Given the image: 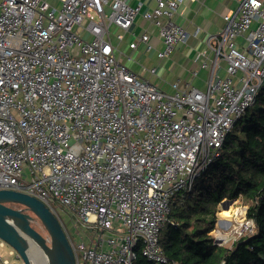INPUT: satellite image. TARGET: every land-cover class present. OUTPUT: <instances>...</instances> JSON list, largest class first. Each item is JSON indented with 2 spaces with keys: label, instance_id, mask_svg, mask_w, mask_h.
I'll list each match as a JSON object with an SVG mask.
<instances>
[{
  "label": "built area",
  "instance_id": "1",
  "mask_svg": "<svg viewBox=\"0 0 264 264\" xmlns=\"http://www.w3.org/2000/svg\"><path fill=\"white\" fill-rule=\"evenodd\" d=\"M183 1L155 0L142 10L127 0H0V189L41 200L75 264H131L137 247L165 263L159 230L171 197L192 189L256 102L264 0H234L222 28L207 34L191 70L192 77L207 71L204 88L177 79L167 91L121 62L118 43L137 17L156 30L159 60L186 44L188 31L174 19ZM132 35L130 50L152 49L150 33ZM141 68L157 76L156 67ZM56 202L92 230L87 241L65 228ZM236 209L238 225L224 237L232 242L255 230L246 205ZM0 264L9 262L0 255Z\"/></svg>",
  "mask_w": 264,
  "mask_h": 264
},
{
  "label": "trees",
  "instance_id": "2",
  "mask_svg": "<svg viewBox=\"0 0 264 264\" xmlns=\"http://www.w3.org/2000/svg\"><path fill=\"white\" fill-rule=\"evenodd\" d=\"M224 199L241 200L255 225L231 245L215 243L211 233ZM159 243L167 258L163 264H264V82L192 189L171 197ZM131 264L156 263L137 247Z\"/></svg>",
  "mask_w": 264,
  "mask_h": 264
},
{
  "label": "crops",
  "instance_id": "3",
  "mask_svg": "<svg viewBox=\"0 0 264 264\" xmlns=\"http://www.w3.org/2000/svg\"><path fill=\"white\" fill-rule=\"evenodd\" d=\"M130 4H140L141 9H150L155 5V0H127ZM236 8L234 0H184L174 15L175 21L182 25L189 34L186 44L178 47L173 53L164 59L156 57V51L162 48V44L157 37L156 30L152 25L141 17H137L135 22L130 27V31L126 32L122 41L118 43L120 50L123 52L120 58H127L133 52H143L145 45L138 44V48L132 51L128 48L127 42L133 39L132 32L135 35L143 31L150 33V44L152 49L145 52V55L150 53L152 56L149 59V64H154L159 61L156 67V74L162 76L158 79L151 76L146 70H136L144 78L152 80L158 87L169 91L168 82L177 79L189 80L192 84L199 88H204V78L207 76L205 69H200L198 75L191 76V70L199 67V59H196L197 50H206L205 39L207 34L218 32L223 26V14L232 11ZM208 57H211V52L208 50ZM128 59V58H127ZM129 60V59H128ZM224 75V72H221ZM169 80V81H166Z\"/></svg>",
  "mask_w": 264,
  "mask_h": 264
},
{
  "label": "water",
  "instance_id": "4",
  "mask_svg": "<svg viewBox=\"0 0 264 264\" xmlns=\"http://www.w3.org/2000/svg\"><path fill=\"white\" fill-rule=\"evenodd\" d=\"M224 199L220 205L230 203ZM39 221L46 233L37 226ZM28 234L43 248L47 264H75L74 255L56 215L38 198L13 189H0V239L11 246L23 264H32Z\"/></svg>",
  "mask_w": 264,
  "mask_h": 264
},
{
  "label": "rangeland",
  "instance_id": "5",
  "mask_svg": "<svg viewBox=\"0 0 264 264\" xmlns=\"http://www.w3.org/2000/svg\"><path fill=\"white\" fill-rule=\"evenodd\" d=\"M238 39H240V38H238ZM114 41H116V40H114ZM151 57L152 56L150 55V53L145 55V53L143 54V52H141V53L133 52L132 58L134 61L128 60L125 57H122V59L120 58V60L122 63H125L131 70L136 72V70H141V65L146 66L148 68L157 67L159 64V61L158 62L155 61V63L151 64V65L149 64V59ZM157 76H158V79L160 77H162V76H159V74H157ZM154 78H157V77L154 76ZM166 81H169V80H166ZM226 205L227 206L219 205V208H218L216 215H217V219L230 220V222H231L230 225L227 228H225V226L222 224V222L226 223V224H227V222H224V221H222L220 223L217 222L216 228L211 233L213 234L214 237L215 236L219 237L218 240L222 239V241H221L222 243H225L227 245H231L232 244V238L231 239L230 238L224 239V237L228 238L230 236L231 229L232 228L235 229L237 227L239 220L237 219L234 212L237 210L236 208L238 206H243L245 204H243V202L241 200L235 199ZM53 208L55 209L57 215L60 217L65 228L71 233V235L73 236L74 239H84L87 241L88 238L90 237V235H92V230L88 227L84 228V226L81 224L80 219L77 217V215L74 213V211H71L66 206L61 205L58 202L54 203ZM224 211H228V213L224 214L225 213ZM36 223H37V226L39 228H41L46 233V230L44 229L43 225L39 221H37ZM34 252H36L40 256L43 255L39 249L36 250V248H34L32 250V253H33L32 255H34ZM0 255L2 258H6L9 262V264H23L20 257L17 256L16 252L7 243H5L3 246H0ZM43 258H44V256H43ZM44 261H45V258H44Z\"/></svg>",
  "mask_w": 264,
  "mask_h": 264
},
{
  "label": "bare ground",
  "instance_id": "6",
  "mask_svg": "<svg viewBox=\"0 0 264 264\" xmlns=\"http://www.w3.org/2000/svg\"><path fill=\"white\" fill-rule=\"evenodd\" d=\"M224 214H227L228 211H224ZM22 235L24 236L26 242H27V250L31 259L32 264H47V258L45 255V252L43 250V248L41 247V245H39L40 243H37L32 237H30L28 234L22 233ZM36 248L39 249L41 251V253L43 254L42 256L38 255L36 252H34V255H32V250ZM45 261H44V258ZM46 262V263H45Z\"/></svg>",
  "mask_w": 264,
  "mask_h": 264
}]
</instances>
